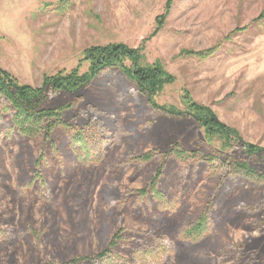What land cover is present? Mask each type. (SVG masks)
Segmentation results:
<instances>
[{
  "label": "rangeland",
  "instance_id": "374dc122",
  "mask_svg": "<svg viewBox=\"0 0 264 264\" xmlns=\"http://www.w3.org/2000/svg\"><path fill=\"white\" fill-rule=\"evenodd\" d=\"M167 2L0 0V66L19 83L37 88L47 76L87 72L91 46L143 44L144 62L175 76L157 104L186 113L190 97L240 136L156 109L117 68L74 92L48 89L40 108L68 107L67 127L47 138L44 129L20 133L0 94V264H63L105 249L119 229L113 251L127 264H144L136 254L154 246L164 253L148 264H264V156L244 146L264 148V0H172L166 12ZM214 46L205 58L185 52ZM69 126L84 128L91 147L103 139L99 161L80 160ZM174 144L198 155L166 154ZM43 151L45 184L35 178ZM205 214L206 229L192 239Z\"/></svg>",
  "mask_w": 264,
  "mask_h": 264
},
{
  "label": "trees",
  "instance_id": "16d2710c",
  "mask_svg": "<svg viewBox=\"0 0 264 264\" xmlns=\"http://www.w3.org/2000/svg\"><path fill=\"white\" fill-rule=\"evenodd\" d=\"M171 5L172 0H168L166 12L171 10ZM262 18H264V10L258 19ZM146 39H144L143 42H145ZM217 49L218 46H214L202 51H195L191 49L185 50V52L188 55L205 58L215 53ZM84 59L90 61L89 70L87 72L80 74L78 69H75L69 73L60 72L54 76H47L43 86L37 88L19 83L12 74L0 66V94L15 110V114L13 116V126L16 127L20 133L29 137H35L42 129H44L47 138V136H50V133L55 126L65 125L67 127V125L61 120V114L64 109L68 107V105L54 109L40 108L41 103L44 102L47 97V90L49 89L56 93L74 92L91 84L103 71L117 68L136 86L138 91L147 98L148 103L156 109L178 116L185 115L187 113L202 124L212 135L219 134L226 135L227 137L235 135V138L240 139L238 130L228 127L225 123L220 121L216 113L211 108L192 100L190 97L188 99L189 108L186 113L175 107L161 106L157 104L155 99L156 96L165 88L166 85L175 82V76L158 61L152 64L145 63L143 44L136 48L130 47L125 43H110L103 46H91L85 50ZM127 60L131 61V65H127ZM45 122L47 123L46 125ZM70 128L74 131L72 145L74 146L75 153L78 155L80 160L83 162L94 163L99 161L100 154H98V151L102 148L100 145L102 144L103 139H97L95 141L96 144L93 143V146L91 147L89 144L90 140L87 137L84 128ZM244 146L246 147L247 153L252 155L260 152L264 156V148H259L248 143H244ZM43 152L36 159L35 178L39 179L42 184H45L41 170V163H43L42 160L46 157L45 152ZM171 153L177 158L198 155L197 151L189 152L182 148L179 144L172 145L166 154ZM152 157V152L137 157L135 156L136 159L142 161H147ZM208 158L207 156H203V159ZM163 167L164 165L160 164L156 168L150 185L148 186L154 195H160V192L156 187L159 179L163 175ZM239 167V170L245 171L247 176H256L255 170L250 168L247 164H241ZM148 191V188H143L140 190V193L145 195ZM206 215L207 214H205V217L203 218L201 217L199 219L200 221L192 226V230L188 232L190 235L189 237L195 239L196 236H191L193 232L195 234H199L204 228L206 229ZM123 231L124 229H119L110 239L108 246L100 252L88 256H75L73 259L63 264H83L84 262H91L93 264H127L124 258L120 257L113 251V247L116 246L118 241L123 237ZM162 247L163 246H154L153 248H145L144 250L138 251L136 258L143 260L144 264H148L150 260L157 261L158 256L164 253ZM162 263L164 264V262Z\"/></svg>",
  "mask_w": 264,
  "mask_h": 264
}]
</instances>
